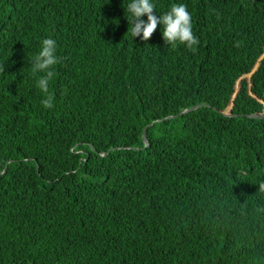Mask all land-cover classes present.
<instances>
[{"label": "trees", "instance_id": "1", "mask_svg": "<svg viewBox=\"0 0 264 264\" xmlns=\"http://www.w3.org/2000/svg\"><path fill=\"white\" fill-rule=\"evenodd\" d=\"M131 2L0 0V264H264V0H154L195 51Z\"/></svg>", "mask_w": 264, "mask_h": 264}, {"label": "clouds", "instance_id": "2", "mask_svg": "<svg viewBox=\"0 0 264 264\" xmlns=\"http://www.w3.org/2000/svg\"><path fill=\"white\" fill-rule=\"evenodd\" d=\"M154 0H132L127 5L131 19V35L133 39L140 38L148 41L160 25L165 43L175 46L177 43L185 44L195 51L199 41L194 34L192 14L184 3H174L170 10L163 15H157ZM147 19H143V17ZM128 21V20H127ZM129 25V21H128ZM57 40L48 37L42 40L40 51L31 62L32 74L37 76L36 87L47 98L42 100L45 108L54 107V97L49 93L50 82L55 78V66L60 62L57 54ZM5 65L0 64V73L5 75ZM259 190L264 191V182L259 184Z\"/></svg>", "mask_w": 264, "mask_h": 264}, {"label": "water", "instance_id": "3", "mask_svg": "<svg viewBox=\"0 0 264 264\" xmlns=\"http://www.w3.org/2000/svg\"><path fill=\"white\" fill-rule=\"evenodd\" d=\"M201 106H203V105L194 106V107H192V108H190L188 110H185V111L181 112L179 115H183V114L189 113L191 111H194V110L198 109ZM263 117H264V115H261V116L251 115V116H249V118H254V119H261ZM168 118H171V117H168ZM147 128H148V126L146 128H144V130L142 132V140H143V142H144V144L146 146H147V139H146V130H147ZM110 150H112V149H110ZM103 155H105V154H103Z\"/></svg>", "mask_w": 264, "mask_h": 264}]
</instances>
